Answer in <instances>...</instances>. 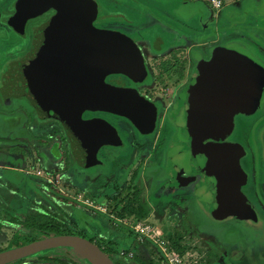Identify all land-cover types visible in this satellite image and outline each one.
I'll return each mask as SVG.
<instances>
[{
	"label": "rangeland",
	"instance_id": "374dc122",
	"mask_svg": "<svg viewBox=\"0 0 264 264\" xmlns=\"http://www.w3.org/2000/svg\"><path fill=\"white\" fill-rule=\"evenodd\" d=\"M251 53L258 57L253 51ZM15 112L0 120V251L14 248L21 234H31L22 222L31 211H36L34 200L43 184L49 181L77 201L63 228L64 234L81 236L103 245L116 258H125L118 254L122 250L134 254L133 259L125 258L121 264H167L158 245L151 241L142 243L133 231L130 224L139 220L161 232L162 239L173 247L193 253L199 258V264H260L258 257L264 258L261 231L254 229L264 220V191L256 187L262 180L258 133L263 126L264 110L235 117L234 130L224 138L232 143L233 154L227 162L218 160V169L216 164L218 181L222 184L230 179V172L240 177L239 190L234 185L228 189L232 192L237 189L258 212L260 221L257 224L236 216L216 218L198 200V180L202 175L194 171L198 164L209 166L211 162L207 155L195 151L185 155L186 165L194 169L186 170L180 176L190 180L182 182L166 174L178 129L170 113L161 117L152 136L141 138L127 128L128 151L127 148L123 150L127 154L108 147L105 151L108 168L81 172L72 163L65 171H59L64 162L62 154L67 149L59 141V137H63L60 124H28L31 117L27 112L22 109L19 114ZM12 118L18 121L13 124ZM238 150L241 153L238 154ZM54 151L59 155L56 156ZM216 151L219 159L225 157L227 149ZM196 174H200V178ZM142 206L149 209L146 218L139 219L135 213L121 215L123 209L135 210ZM240 251H243L242 256ZM45 255L54 257L49 261L53 264H59L55 259L80 264L89 262L82 252L72 248L52 249ZM10 264L44 262L21 259Z\"/></svg>",
	"mask_w": 264,
	"mask_h": 264
},
{
	"label": "flooded vegetation",
	"instance_id": "af4514ba",
	"mask_svg": "<svg viewBox=\"0 0 264 264\" xmlns=\"http://www.w3.org/2000/svg\"><path fill=\"white\" fill-rule=\"evenodd\" d=\"M64 2L0 0V120L11 112L19 114L22 109L31 117L32 121L28 119V124H60L63 137H59V141L67 146L62 158L64 161L68 160L67 167L72 163L81 172L108 168L105 152L108 147L127 154V128L141 138L152 136L161 117L167 114L169 116V113L171 116L177 99L189 84L196 66L200 61L210 60L217 47L238 44L252 50L264 62V0H221L218 7L212 6L210 0ZM50 23L53 37L46 41L42 31ZM35 44H97V60L95 55L91 57L92 62L96 61L91 67L88 61L90 58L75 55L79 54L78 49L73 51L74 57H66L61 48L52 46L48 54L52 53L54 57L50 61L62 65L55 67L56 74L51 75L75 78L70 87L77 94L99 93L102 80L119 89L125 97L140 100L139 107L135 109L138 110L137 116L142 118L136 123L128 116L110 111H83V119H102L118 134L113 143L104 144L98 149L101 164L90 168L78 165L62 122L52 115L44 114L25 93L19 89L14 90L17 84L14 83V72L10 71V65L30 54L33 48L36 49ZM105 44L109 45L110 56L107 59L104 57ZM106 60L108 67H105ZM36 76L39 77V74ZM10 78L14 80L10 82ZM47 84L45 87L40 81L39 88L48 93L51 89L50 86L47 88ZM263 110L264 105L253 114ZM17 121L11 119L13 124ZM153 121L155 129L147 133L146 130H151ZM178 131L179 126L176 132ZM258 138L259 174L262 180L256 187L264 191V120ZM222 140L229 141L227 138ZM125 149L127 151L124 153ZM54 153L59 155L57 151ZM198 175L196 174L200 178L202 174ZM182 179L185 178L180 179L182 182L190 180ZM255 228L261 231L259 236L264 240V220ZM240 253L242 256L243 251ZM258 261L264 264V258L258 257Z\"/></svg>",
	"mask_w": 264,
	"mask_h": 264
},
{
	"label": "water",
	"instance_id": "95a60500",
	"mask_svg": "<svg viewBox=\"0 0 264 264\" xmlns=\"http://www.w3.org/2000/svg\"><path fill=\"white\" fill-rule=\"evenodd\" d=\"M52 1L70 2V0ZM43 30V39L51 40L52 23ZM107 44L104 46L105 59L110 56ZM35 46L36 49L33 48L30 54L10 65V71L14 72V83L17 84L14 90L19 89L44 114L52 115L62 122L71 140L78 165L90 168L101 164L98 159V149L104 144L113 143L118 134L102 119H83V111L86 109L110 111L128 116L136 123L142 118L137 116L138 110L135 109L139 107L140 100L125 97L126 95L121 94L119 89L107 85L106 82L103 83L102 80L99 93L77 94L70 87L75 78L51 75L56 74L55 67L62 65L50 61V58L54 57V54H48L52 46L61 48L66 57L78 55L90 58L88 61L91 67L92 63L96 62H92L91 57L95 55L97 60V44H35ZM75 49L79 50V54L74 53ZM107 61L105 67H108ZM38 74L39 77L36 76ZM7 80L6 83H9ZM13 80L14 78H10V82ZM40 81L45 87L48 83L47 88L50 86L51 91L47 93L40 89ZM262 105H264V62L241 45L227 44L217 47L210 60L199 62L192 72L189 84L180 93L172 110L171 116L179 126V131L170 150L166 174L180 175L187 172L186 170L194 169L185 163L187 157L185 155L191 154L192 151L207 155L211 162L209 166L196 165L197 172L202 174L197 196L205 209L216 218L236 216L252 224L260 221L258 212L237 191L241 185L240 177L230 172L228 174L230 179L227 178L230 185L227 181L222 184L218 181L216 170L219 167L218 160L223 159L227 162L233 154L232 143L222 139L234 130L235 117L239 114H253ZM150 128V131L146 130L147 133L155 129V121ZM217 149H227L225 157L218 159ZM239 153L241 152L238 150ZM233 185L237 188H234V192L228 189V186ZM57 248L78 250L91 264H115L110 255L95 242L77 235L51 236L2 251L0 264H10Z\"/></svg>",
	"mask_w": 264,
	"mask_h": 264
},
{
	"label": "trees",
	"instance_id": "16d2710c",
	"mask_svg": "<svg viewBox=\"0 0 264 264\" xmlns=\"http://www.w3.org/2000/svg\"><path fill=\"white\" fill-rule=\"evenodd\" d=\"M67 161L63 162L62 167L59 171H63L67 167L66 166V164H68ZM0 174L2 175L1 170H0ZM34 201L35 204L37 205L36 211L35 212L31 211L28 214L26 220L22 222L23 227L29 230L31 234H21L20 236H18V240H17L18 242L14 246V248L47 237L66 235L63 232V228L67 223L71 214L74 212V209L77 204L76 199L66 196L53 183L49 181H46L43 184V186L40 189V193H38ZM133 213H135V215L139 219H143L146 218V216H148L149 209L146 206L144 207L142 206V208L140 207L135 208V210L127 209L125 211L123 209L121 215L122 216L133 215ZM0 229H1V224H0ZM96 244L100 248H102L104 252L110 255V257L113 259L115 264H121V261L125 259V258H116L108 248L98 243ZM8 249L9 248L3 249L0 252ZM176 249H178L181 253H184L186 251L182 249L180 250L179 248ZM48 251L42 252L40 254L25 259L27 260L37 259V261L39 262L42 261V263L44 262V264L52 263L49 261H52L54 257L50 255H45V253H47ZM55 261H57L59 264H80V263L65 261L61 259L60 260L55 259ZM88 264L91 263L88 262Z\"/></svg>",
	"mask_w": 264,
	"mask_h": 264
},
{
	"label": "built area",
	"instance_id": "2783aa9c",
	"mask_svg": "<svg viewBox=\"0 0 264 264\" xmlns=\"http://www.w3.org/2000/svg\"><path fill=\"white\" fill-rule=\"evenodd\" d=\"M211 4L218 7L221 0H210ZM133 231L139 235L140 241L142 243L146 241H151L155 246H159L162 254H164L167 264H199V260L189 253H181L175 247H173L169 242L162 239L161 232L157 231L150 224L143 220H139L133 224H130ZM121 257L133 259L134 254L126 252L124 250L118 253Z\"/></svg>",
	"mask_w": 264,
	"mask_h": 264
},
{
	"label": "crops",
	"instance_id": "0c3cea01",
	"mask_svg": "<svg viewBox=\"0 0 264 264\" xmlns=\"http://www.w3.org/2000/svg\"><path fill=\"white\" fill-rule=\"evenodd\" d=\"M213 6V5H212ZM215 7V6H214ZM169 177L170 176H175V177H177V179H179V181H181L180 179H181V176L180 175H168ZM182 180H186V179H182ZM198 197V196H197ZM179 251V250H178ZM180 252V251H179ZM186 252H189L190 253V251H186ZM185 253V252H184ZM194 257H195V259H198L199 260V258L197 257V256H195L193 253H191Z\"/></svg>",
	"mask_w": 264,
	"mask_h": 264
}]
</instances>
